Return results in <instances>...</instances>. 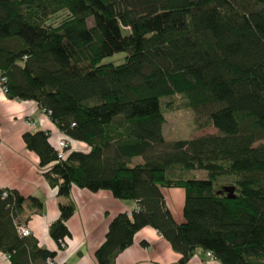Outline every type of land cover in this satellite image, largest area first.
<instances>
[{
  "label": "trees",
  "instance_id": "1",
  "mask_svg": "<svg viewBox=\"0 0 264 264\" xmlns=\"http://www.w3.org/2000/svg\"><path fill=\"white\" fill-rule=\"evenodd\" d=\"M116 53L121 64L102 63ZM0 76L8 98L36 102L89 148L57 160L48 133L22 136L58 196L75 186L138 203L110 221L96 264H114L144 227L176 264L196 249L220 264H264V0H0ZM175 96L216 132L167 142L163 109H177ZM172 187L185 193L181 224L160 192ZM1 192L0 252L9 264L52 260L16 230L24 202L40 201ZM73 211L59 205L49 228L58 246Z\"/></svg>",
  "mask_w": 264,
  "mask_h": 264
},
{
  "label": "crops",
  "instance_id": "2",
  "mask_svg": "<svg viewBox=\"0 0 264 264\" xmlns=\"http://www.w3.org/2000/svg\"><path fill=\"white\" fill-rule=\"evenodd\" d=\"M36 132L48 133L49 143L54 148L58 141L65 140L72 150L86 152L89 149L84 143L64 136L36 102L10 99L0 90V191L40 201V210L24 202L18 221L30 231L28 238L39 248L54 253L55 264H96L94 252L103 242L110 221L120 213L130 215L138 209V203L115 199L106 190L90 192L75 186L68 196H58L56 188L44 177L45 169L39 166L37 155L23 142L25 133ZM133 159L131 166L142 163L139 157ZM160 192L173 221L183 223L184 190L172 187L161 188ZM69 203L74 211L65 222L69 236L61 249L50 237L49 228L59 218V205ZM179 257L156 230L144 227L134 234L131 246L116 256L114 264H176ZM0 264H9L8 257L1 252ZM35 264H46V261ZM187 264L220 263L196 249Z\"/></svg>",
  "mask_w": 264,
  "mask_h": 264
},
{
  "label": "rangeland",
  "instance_id": "3",
  "mask_svg": "<svg viewBox=\"0 0 264 264\" xmlns=\"http://www.w3.org/2000/svg\"><path fill=\"white\" fill-rule=\"evenodd\" d=\"M62 16L63 14L54 16L50 22L57 23ZM124 57L125 53H116L104 58L102 63L121 64ZM164 101L167 102L166 99ZM173 103L177 109L169 110L166 107L163 109L164 124L162 126V133L167 142L191 139L216 132L207 119L199 118L196 120V116L191 110L183 108L180 96H175ZM255 145H264V140L257 142ZM191 176L196 179H203L205 173L203 171H193Z\"/></svg>",
  "mask_w": 264,
  "mask_h": 264
},
{
  "label": "built area",
  "instance_id": "4",
  "mask_svg": "<svg viewBox=\"0 0 264 264\" xmlns=\"http://www.w3.org/2000/svg\"><path fill=\"white\" fill-rule=\"evenodd\" d=\"M4 82H5V78L0 76V90L3 93H6V89L3 86ZM42 111L45 112L44 110H42ZM46 114L48 115L49 112H47ZM68 148H69V146H68V144H67V142L65 140L58 141V143H57V160H62V159L65 158ZM1 196L3 198L7 197L8 196V191H5V190L2 191L1 192ZM16 230H17L18 235L20 237H22V238H26V237L30 236V231L26 227H24L23 225H18L16 227ZM64 242H65V240L59 242V248L62 249V248L65 247V243ZM206 256L210 257V258H213L212 254L210 252H207ZM46 264H55V263L53 262V260H47Z\"/></svg>",
  "mask_w": 264,
  "mask_h": 264
},
{
  "label": "water",
  "instance_id": "5",
  "mask_svg": "<svg viewBox=\"0 0 264 264\" xmlns=\"http://www.w3.org/2000/svg\"><path fill=\"white\" fill-rule=\"evenodd\" d=\"M221 192H225L228 198H234V195H233L234 188L233 187H224L222 188Z\"/></svg>",
  "mask_w": 264,
  "mask_h": 264
}]
</instances>
